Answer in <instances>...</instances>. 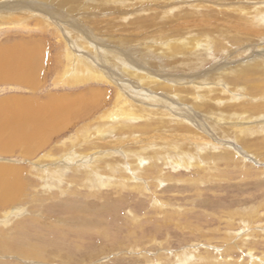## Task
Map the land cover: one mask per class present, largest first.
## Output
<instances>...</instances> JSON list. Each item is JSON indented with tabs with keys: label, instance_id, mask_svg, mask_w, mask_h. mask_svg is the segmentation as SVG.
<instances>
[{
	"label": "rangeland",
	"instance_id": "1",
	"mask_svg": "<svg viewBox=\"0 0 264 264\" xmlns=\"http://www.w3.org/2000/svg\"><path fill=\"white\" fill-rule=\"evenodd\" d=\"M23 1H31L29 6L32 5V3L36 2V0H18V6L23 4ZM66 1L67 0H60L58 4H54L55 7L51 6V13H54L58 9V13L59 11H64L67 14H71V16L64 15V18H66L67 23H71L75 20V17V21L77 24L76 28L78 27V23H80V21L83 22V20L86 22L85 28H87V24L89 23V21L94 18H100L101 20L112 19L113 22H111L110 26H113L115 22L119 23L118 18H115L116 11L119 9L116 8L117 5L124 9H132L134 6L135 9H138V11L128 15L124 19L125 24L132 21L133 24L139 22L134 21L135 16H139V18L141 17L147 23L154 19L151 24H158V27L163 25L166 27L168 25L170 27L172 25L174 29H179V33L177 31L176 33L180 34L181 39L184 42V36H201L200 30H197L198 26L196 23H202V18L206 19L205 17H209L213 12V10H211L212 8L218 10V2L224 5L227 9H237V11L235 12L231 10L228 12H232L231 17L227 18L224 15H220V18H223L221 19L222 21L217 23V25H214L216 26V31H214V29H211L212 31H214V39L209 38L208 40L210 44L206 45V49L200 52V54L202 55H200L199 57L203 58L204 60L203 61L200 59L201 62H197L195 60V58L198 57H192L190 61H188L187 58L186 62H180L178 60V56L175 57V55L170 56L171 58L163 56H157L156 58L153 55L152 57L147 55L145 56L143 53L132 51L134 49L133 45H122V43H119L134 57V61H138L146 66L148 64H145V61L143 60H150L155 63V67L154 65H151L152 68L163 73H168V77L170 78H179L182 80V82L186 80H193L197 75L196 77H198L199 80H202L201 78L208 77V80L206 79L205 81H197V84L201 85V87L203 88L206 87L211 89H218L224 86L223 88L226 87V89H229L230 85L228 87L227 83L222 84L223 80L222 82L221 80H210V77H212V73L214 74L220 68L224 69V67H232L241 64L246 65L248 63H252V60L254 59L264 60V35L262 31H260V33L258 32L257 34L258 29H255L256 33H254V35L256 36L253 37V34L247 35L246 40H243L244 42L241 41L235 44L231 41L232 38L237 34V32H240V29L236 30L235 27V22L238 20V17H241V19L246 17V14L243 12L244 8L241 7L243 10L239 11V6H246L247 9V6L258 5L260 0H129L125 2V4L122 2H116L115 4L110 0H103L104 2H102L101 0H68L69 3H67ZM156 1L158 4L155 3ZM197 1L198 3L200 1H204V4L202 3V5L200 4L198 7H195L194 4ZM43 2L44 1L40 0L38 4L35 3L37 6L36 9L25 8L27 11H33V13L32 15L31 13H27V18L21 20V22L17 24L4 23L0 25V45L7 43L12 44L14 41L19 40L20 38H23V40H25L26 42L36 39L44 44V50H46L48 64L39 72V75H41V79L40 81H38V85L40 86V88H38L36 91L35 89H32L20 82H7V80L5 79L0 80V99L11 97L13 95L44 98L47 94H63L68 97L71 96L73 99H75V97L78 98L77 96L80 95L81 99L85 94H88L90 96L95 89H99L102 94L101 96L95 98L94 103H89L86 106L80 105L81 108L80 106H76L74 112L72 113V115L74 114L75 116L73 115L70 121H68V127L66 129L64 128L62 131H55L54 133L51 131L49 134L52 137V143H50L48 149H40L38 151L41 152L40 154L34 155L32 157L25 155L20 148H15L14 150L10 151L0 149V159L3 158L0 161H6L7 163H9V161L7 160L12 159L11 163L9 164L25 168L28 174L27 176L32 177L31 181L34 183L33 186L30 183L31 185H29L27 191L24 194L27 200L24 201V199H22L21 201H17L13 204L9 203L7 204V206L4 205L6 206L5 208L4 206H0V264H261V261L264 260V136H262L264 132V95L260 96V87L263 85L260 83V85L255 86L256 88H252V90L256 91V93L247 95L243 91V84L240 83L238 79L236 81H232L233 84L236 85V87L233 88L234 90H236L235 93H231L230 91L226 90L225 92L218 94L216 90H211L210 94L211 97L220 95L222 99L217 104L221 107L233 104H235L237 107H241L243 104L258 103L259 105V103L261 102V105H259L260 116H254L246 124L251 126L253 125V129L248 130V132L250 131V134H248L249 136L247 138L249 145L244 144L241 140L239 143L238 141H236L237 138L233 135L229 137H219V135L216 134V137L220 138V141L224 142L223 145L227 143L228 145H230V143H233L238 146L239 149L235 150L237 151L236 154H238L237 159H228L224 157L209 159L203 155H199L198 159H196L198 162V166L195 165L188 168L184 167L185 165L171 166L170 164H168L162 166L161 163H163V161L160 160V164L158 165L163 167V172L168 178L167 181L162 183H160V181L158 180L153 179L157 174V170L155 168H149L151 163L148 161L146 164H143L145 165L143 175H141L139 179H131V182L133 181V183L135 184L147 182L145 189L146 191L144 192L146 195H141L137 191L136 193L132 188V190L130 191L126 188L124 189V192L122 191L121 193L115 192L116 190H113L112 192V189L105 188V203H99L100 200H95L94 197L86 198L87 195H89L87 193L90 192L91 188L81 187L79 188V193L75 195L76 197L74 198L77 199L79 197L78 199H81L79 201H83V199H86L87 201H89V204L95 203L96 201L98 204L104 203V206L109 211V213L107 210V213H102V221H104L106 226L109 228L108 232L111 233L110 236L113 235V239L111 237L110 240L107 237L105 242V240L99 239L100 236L98 235H88V237L85 238L87 245L85 244V247H81L80 252H78L79 250H74L77 247L75 246L76 243H73L74 240H72L73 242H70L71 238L62 239L64 241L62 250L64 251L60 249V252H58L57 250L55 252H52L53 249L48 248L49 250H47L45 253L43 251V256H45V258L36 257L37 259L30 257L26 258V256H23L19 252L8 248L10 244L19 239L18 233L15 229L19 228L20 226L18 225V223L24 221L26 218H28L26 219V221H29L30 218L36 216L38 220L40 219L39 221H37L39 223H48L49 226H54L55 224L51 223H54V221H56L57 225H60V219L63 220L62 218L66 217V214H52L49 209L52 208V204H59L60 200H66V198L70 199L69 196H71L72 194H63V192L61 193L60 190L69 186L72 189L74 188L71 187L70 182H68V179H71L72 177L76 178V176L74 175H77L71 168L75 167V165H83V163L88 158L85 155L86 153H90L89 155L93 154L92 156L94 158L95 155L99 154V152H101L103 149H106V147L110 148L109 151H113L114 153V148L120 149V146L124 145V149L126 147L125 145L129 142L132 143L136 140H141L139 138L135 140V134L115 131L114 133H110L109 136H107L105 133L104 138L110 139V144H115L116 147L111 145L108 146V142L107 146H104L103 140H97L93 134L94 142L86 139L87 147L79 146L77 149H75L76 157H74L73 162H64V166L68 169L65 172L66 176L64 175L63 181H61L60 183L61 189L55 185H53L52 188L50 187V184L46 185L47 188L50 189L43 188L44 186H41L45 185V182L41 178V175L38 174V171H43L44 169H46V166H52L51 164H49V161L43 162V160H41V158L46 154L45 152L49 151V153L53 155H62L65 148L68 147L69 150L67 152L70 151V147L72 146L74 140L75 142L80 143L82 140V142L84 143V136L87 129L90 127L87 126L88 123H92L95 126L99 127L101 125L100 121L102 122V120H99V115H101L102 112L110 111L115 106L117 100V92L118 90H120V88H118L117 86L118 82L120 81L116 82V80L120 79L118 75L121 72L118 71L117 67L112 66V60L110 59V57L112 56L111 54L114 53L110 51V54L109 51L106 52V50H102L101 52L99 51L100 56L92 58L94 62L97 60L95 63L98 64L97 66L94 65V67L98 69L100 68L102 73H105L107 69L111 68V70L114 71L113 73H115V75L110 76L111 79H113L112 81H108V79L106 78L103 80L94 78L93 80L79 79L77 81L73 80L72 82H67L66 79H64V76H62L63 72L61 73V71H64V69L66 68V64H68V47L71 48L72 46V49L75 51H79L80 47L78 48L76 46L73 37H70V35L68 34L65 35L64 32H62H67L69 28L65 22L56 19L57 22L55 23L51 19V13L48 14L42 10L41 4H43ZM131 2L135 4H131ZM206 2H208L209 4H206ZM229 3H231L232 6H228ZM237 3H240L241 5ZM262 5H264V3ZM103 6L106 7L105 9H107V12L100 13L98 15L99 18H97L96 12H98L99 8ZM147 8H149V10ZM158 10L159 12H157ZM182 10H184V12L189 10L191 16L195 17L194 19L198 22L188 21L187 24L177 23L183 22V20L175 21V19H177L175 17L176 14H178V12H181ZM252 10H254V8H252ZM192 11L194 13H192ZM125 13H127V11ZM138 13H140L141 15H138ZM174 14L175 16H173ZM248 17L254 19V15H249ZM166 19L168 22L166 21ZM170 20L173 21V23ZM254 20V26H256L257 28L259 26L260 28H264V16L262 18ZM175 22L177 23V25ZM151 24L148 25L152 26L151 28L146 25L147 27L140 29L132 24H129V28L124 29L126 28L124 27L125 25L120 24L119 27L115 26V29L111 27V30L109 28H106V31L101 30L102 32L99 33L101 36H98L93 32H89L88 40L90 42L86 40V37H83V40H85L83 42L92 44L93 49L97 50V47H99V45L102 43L107 45L112 41L118 42L122 38H126V40L127 38H131L133 40H139L142 38L144 39V37H147L146 35L149 36L151 35L150 33L154 32L153 29H155V26ZM65 25L66 30L64 29ZM203 27L205 29H209L204 25ZM118 29H120V31H118ZM114 31L115 34L112 35L111 32ZM156 35H158V33H156ZM166 36L169 37V35ZM101 37L103 38L102 41H100ZM106 38L107 40H105ZM171 39L173 40L174 38H170L168 42H171ZM147 40L149 39H146V41ZM215 40H220L222 43H225V47H217L218 45L217 43H215ZM202 44L204 43H200L199 45H201L202 47ZM102 47L105 48L104 46ZM196 47L197 46H195V48ZM229 49L231 50L230 53L228 52ZM235 49L236 51H234ZM113 50H117L115 52L116 55H121L120 53H123L119 51L120 49H117V44H115ZM99 59H103L104 61H99ZM106 59L110 60L107 61ZM191 60H194L193 63H191ZM216 65H218L217 68H215ZM106 67L108 68L106 69ZM106 75H109L108 71H106ZM226 81L229 82V80ZM126 82L127 81H124V83ZM253 84L251 83L252 86ZM20 88L23 90H20ZM139 89L140 88H137L136 90L139 91ZM258 91L259 93L257 94ZM232 94L234 96H232ZM129 95L135 101H137L138 99L140 100V102L142 101V103L152 102L148 101V99L145 98L144 95L134 91H131ZM156 96H158V98H153V104L155 106L167 102L165 101L167 100L165 96ZM161 97L164 98V100L161 99ZM233 97H235V99ZM90 104L93 106V108L90 107ZM181 104L187 105L184 103ZM188 107L190 108L182 110L190 112L195 116L194 119L198 121L201 126H206V129H203L204 132L211 133L212 131L210 130V124H207V122L202 119L204 118L203 113L195 110L198 114H193L195 113L193 107ZM155 108L157 109L158 107ZM234 114H236L235 111ZM199 117L202 118L199 119ZM241 122L245 123L243 119L241 120ZM138 123L143 124L145 122L139 120L132 124L139 125ZM172 125L174 126L175 123L172 122L171 126ZM94 129L96 128H91L92 131ZM255 129L257 130V132L253 131ZM260 130L261 132H263L260 133ZM200 131L202 132L201 129ZM122 134L124 137L129 135L132 137L127 138L128 140L125 139L123 143V141L118 140V137L122 136ZM139 134L140 133H138V135ZM144 135L146 136V134ZM115 139L119 144H117V141ZM113 140H115L116 143H114ZM143 140L146 141V138H144ZM97 142L102 144L103 147L99 146ZM251 142H256V144ZM94 143H97V145ZM86 148H91V150L87 151ZM222 148L234 150L229 146L216 147V150H214L215 154L223 150ZM123 149L117 150V152L122 155L121 150ZM103 157L104 159H107L108 163L111 165V167L109 168V170L111 171L110 174H112L113 176H118L120 173H127L126 178H131L130 175L133 174H131L130 171H121L119 168H116L115 170L113 160H111L112 158H110L113 156L105 154L104 156H102V158ZM39 158L41 160L40 164L38 161ZM122 158L124 159V157ZM200 158L203 161H201ZM98 165L103 168V163L101 161L98 162ZM127 167L131 168V165H127ZM146 167L147 169H145ZM202 167L205 169H203ZM77 176H79V174ZM190 179H195L196 184H191ZM111 181H116V183H118L119 180L116 179ZM99 188L104 187H97V189ZM36 192H39V197L41 196L39 198L41 199V204H37L38 201L34 200V195L36 194ZM50 192L52 193V196L49 195ZM161 203H167V205H163ZM17 208H20L18 209V212H16ZM8 211L10 212L8 213ZM14 212L15 214H13ZM134 214L137 216L134 217ZM58 228L60 229V226H58ZM127 228L135 229V232H133L134 230H128ZM120 230L131 231L129 233L130 236L126 237V233H123ZM50 235H53V238H55V236H59V234L57 233H52ZM119 236L123 238H117ZM117 239L119 240L117 241ZM121 244L124 246H122ZM65 245L67 246L65 247ZM67 247L69 250H71L70 252L67 251ZM70 247H72V249H70ZM91 248L97 251H94ZM73 250L74 252H77V254L74 253ZM184 250L188 252L192 250L191 253L188 254L190 261L187 263L179 261L178 259L179 254L184 257V254H182ZM81 251H83V253ZM56 253H60V257L51 259L50 256ZM89 254L95 256L91 260L83 261L85 256H88ZM65 256H70L72 258V261L64 260L63 258ZM78 257L82 259V261Z\"/></svg>",
	"mask_w": 264,
	"mask_h": 264
},
{
	"label": "bare ground",
	"instance_id": "2",
	"mask_svg": "<svg viewBox=\"0 0 264 264\" xmlns=\"http://www.w3.org/2000/svg\"><path fill=\"white\" fill-rule=\"evenodd\" d=\"M17 1L18 0H0V25L4 23L17 24L21 22V20L26 19L27 13H31L32 15L33 11H27L25 8L36 9L37 7L36 4H38L40 0H36L35 2L36 4L32 3V5L30 6L29 4L31 3V1H23V4H21L20 6H18ZM42 1L50 2V3L43 2V4H41L42 10L50 14L51 6H54V4L56 3L58 4L60 0H42ZM101 1L104 2L103 0ZM110 1L115 4L116 2L117 3L122 2L125 4V2L129 0H110ZM157 1L155 3H157ZM224 1H228V0H224ZM66 2L69 3L68 0ZM202 3L204 4V1H200L199 3L197 1L194 4V6L198 7L200 4L202 5ZM263 3L264 1L260 0L258 5L247 6V9H246V6L244 7L239 6L240 7L239 11L243 10L242 8H244L243 12L246 14V17L242 19L241 17H238V20L235 22L236 30L240 29V32L238 31L237 34L232 38L231 41L233 43L236 44L238 42L246 40L247 35L253 34V37L256 36L254 35V33H256L255 29H258L257 34L258 32L260 33V31H262L264 35L263 27L260 28V26L258 25L259 27L257 28L256 26H254V23H255L254 19H259L264 16V5H262ZM131 4H135V3L131 2ZM206 4H209V3L206 2ZM237 4L241 5L240 3H237ZM218 5H219L218 10L212 8L211 10H213V12L210 14L209 17H205L206 19L202 18L203 22L199 21L202 23H196L198 26L197 30H200L201 36L200 37L184 36L185 42L181 39L180 34L176 33V31L179 33L178 31L179 29H174L172 25L170 27L168 25L167 27L164 25L158 27L157 26L158 24L157 25L151 24L154 19L153 20L151 19L152 21L147 23L141 17L139 18V16L134 15L135 16L134 21L135 22L139 21V22H137L136 24H133V21H132L130 23L125 24L124 19L128 15L134 12H137L138 9H135L134 6L132 9L131 8L124 9V8H121L119 5H117L116 8H119V9L116 11L115 18H118V22L121 25H125L124 27L126 28L124 29L129 28V24L135 25L139 29L147 27L148 25L151 24L155 26V29H153L154 32L150 33L151 35L149 36L146 35L147 37H144V39L142 38L143 40L142 39L133 40L131 38H127L126 40V38H122L118 42L112 41L110 42V44H107V45L104 43L100 45L97 44L99 45V47H97V50L93 49L92 44L84 43L83 41L85 40H83V37L84 38L86 37L87 38L86 40H88L89 32H93L96 35L101 36L99 33H101L103 30L106 31V28L110 29L112 27L113 29H115V26H118V27L120 26V24L117 22H115L113 26H110L111 22H113L112 19L101 20L98 17L100 13L107 12L106 11L107 9H105L106 7L103 6L99 8L98 12H96L97 18L99 19H96V18L91 19L89 23L87 24L88 26L87 28H85L86 22L84 20L83 22L80 21V23H78V27L76 28L77 24L75 21L76 20L75 17H74L75 20L73 19L74 20L73 22L67 23V20L66 18H64L65 17L64 15L71 16V14L69 13L67 14L64 11H59L58 13V9H57V11L50 14L52 16L51 19L55 23L57 22V20L63 21L66 23V25L69 28L67 32L65 31H62V32H64L65 35L68 34L70 35V37H73L76 46L78 48L79 47L81 48V49L79 48V51L78 50L75 51L72 49V46L71 48L68 47L69 48L67 50L68 64H66V68L64 69V71L63 70L61 71V73L63 72L62 76H64V79H66L67 82H72L73 80L77 81L79 79H86V80L92 79L93 80L94 78H98L100 80H103L106 78L108 79V81L109 80L112 81L113 79H111L110 76L115 75V73H113L114 71L111 70V68L107 69L108 67H106L107 69L106 71H108V74H109L107 76L106 71L105 73L104 72L102 73L100 68L98 69L94 67V65L97 66L98 64L95 63L97 60L94 62L92 58L100 56L99 51L101 52L102 50L104 51L106 50V52L109 51L110 54L111 52L114 53V54H111L112 56L110 57V59L112 60L111 61L112 66L117 67L118 71H121V72L118 75L120 79H117L115 77L117 79L116 82L120 81L118 82V85H117L118 88H120V90H118L117 92V100H116L115 106L110 111L102 112L101 115H99V120H102V122L100 121L101 125L99 127L95 126L92 123L90 124L88 123L87 126H90V127L87 129L86 134L84 136V139H85L84 143L82 142V140H81V143L75 142L74 140L72 146L70 147V151L67 152L69 150V148L67 147L65 148L64 153L62 155H53L49 153V151L45 152L46 154L44 155V157L41 158V160H43V162L49 161L50 162L49 164H51L52 166L50 167L46 166V169H44L43 171H40V170L38 171V174L41 175V178L45 182V185H41V186L42 187L44 186L43 188H47L46 185L50 184V187L52 188H53V185L58 186V188H60L61 187L60 183L61 181H63L65 172L68 169L67 167L64 166L65 163L73 162L74 157H76L75 149H77L79 146L87 147L88 139L91 140V142H94L93 134L97 140H101V141L103 140L104 146H107V142H108V146L110 145L115 146V144L114 145L110 144V139L104 138L105 133L107 136H109L110 133H114L115 131H118V132L122 131V133L135 134L134 135L135 140L138 138L141 140L140 141L136 140L135 142H132V143L129 142L128 144L125 145L126 149L125 148L123 149L124 145L120 146V149H123L121 150L122 155H120L117 152V150H120V149L114 148L113 149L114 153H113V151L110 152L109 151L110 148H107V147L106 149H103L101 152H99V154L95 155L94 158L92 156L93 154L89 155L90 153H86V154L84 153L86 157L88 158L83 163V165H79V166L75 165V167L71 168L77 175L79 174V176L74 175L76 176V178L72 177L71 179H68L69 180L68 182H70L71 187H74V188L72 189L70 188V186L64 189L60 188L61 193L63 192V194L65 193L72 194L71 196H69L70 199L66 198V200H60L61 203L59 202V204L57 205L52 204L51 205L52 208L49 209V211L52 212V214L53 213L66 214V217L62 218L63 220L60 219L59 221L60 225H57L56 221H54V223H51V224H55L54 226L53 225L49 226L48 223H45V224L39 223L37 221H39L40 219L38 220L36 216L30 218L29 221H26V219L28 218L25 217L26 219L24 221H21L18 223L20 227L15 229L16 232L18 233L19 239L14 241L12 244H10V246L8 247L9 249L11 248L16 252H19L23 256H26V258L27 257L45 258V256L43 255L47 250H49L48 248H52L54 250V251L52 250V252H55L56 250L60 252V249L61 250L63 249L64 241L62 239L71 238L70 242H73L72 240H74L73 243L74 244L76 243L75 246L77 247L73 249L76 251L79 250L78 252H80L81 247H85L87 245L85 238H87L88 235H98L100 236L99 239H103L105 240V242H106L107 237L111 240V237L113 235L110 236L111 233L108 232L109 228L106 226L105 222L102 221V213L105 214L107 210L104 206L105 195H106L105 188L112 189L111 190L112 192L113 190H116L115 192H120V193L122 191L124 192V189L126 188L129 191L134 189V192L137 191L141 195H146L144 192L146 191L145 189H146L147 182L135 184L133 183V181L131 182V179H134V180L139 179L141 175H143L144 166H145L143 164H146L148 161L151 163L149 168H155L157 170V174L155 175L153 179L158 180L160 181V183H162L168 180V178L165 176L163 169H162L163 168L162 166L164 165H168V164H170L171 166L185 165L184 167H187V168L191 166H195V165L198 166V162L196 159H198L199 155H203L209 159L210 158L215 159V158H220V157H224L228 159L238 158V154H236L237 151H235L236 149L237 150L239 149L238 146H236L233 143H230V145H228V143L223 145L224 142L220 141V138L216 137V134H218L219 137H229L233 135L234 137L237 138V140L236 138L235 140L238 141L239 143L241 140L244 144L249 145L247 138L249 136L248 134H250V131L248 132V130L253 129L252 128L253 125L251 126V125H246V124L254 116L255 117L260 116L259 114L260 106L259 105H261L260 104L261 102L259 103V105L258 103L243 104L241 107H237L235 104H233V105H227L225 107H221L217 103H219V101L222 98L220 97V95L211 97L210 96L211 90H216L218 94L219 93L221 94L222 92H225L226 90L230 91L231 93H235L236 90H234L233 88H235L236 85H234L232 81H236L238 79V81L243 84V91L247 95L255 94L256 91H253L252 88H256L255 86L260 85V83L263 85L260 87V96L264 95V60L263 59L262 60L254 59L252 60V63H248L246 65L241 64V65L232 66V67H224V69L220 68L214 74L212 73V77H210V80L211 79L215 81L221 80V82L223 80L222 84L227 83L228 87L229 85L230 87L229 89H226V87L223 88L224 86L218 89H213V88L211 89V88H206V87L203 88L201 87V85L197 84V81H205L208 77L207 78L204 77V78H201L202 80H199L198 77H196L197 76L196 75L193 80H186L184 82H182V80L179 78H178L179 80L170 78L168 77L169 76L168 73L166 72L163 73V72L157 71L154 68H152L151 65H154L155 67V63L150 60H143L145 61V64H148L150 67L148 65L144 66L138 61H134L133 60L134 57L128 52V50H125L121 46V44H119V43H122V45L124 44L133 45L134 49L132 51L143 53L145 56L147 55V56L152 57L153 55L154 57L157 58V56L170 57L172 55H175V57L178 56V60L180 62H186L187 58H188V61H190L192 57L194 58L198 57V58H195V60L197 62L198 61L201 62L203 58L199 57L200 55H202L200 54V52L204 51L206 49L205 46L210 44L208 40L209 38L214 39L213 32L216 31L215 30L216 26L214 25H217V23L222 21L221 19L223 18V17L220 18V15H224L228 18L232 16V12L228 13L230 10L233 12L237 11V9L235 8L227 9L220 2H218ZM230 5L232 6L231 3L228 4V6ZM166 8H169V7H166ZM252 8H254V10H252ZM147 9L149 10V8ZM122 10H125V11H122ZM126 11L127 13H125ZM182 11H181L182 13L178 12L176 16L175 14L173 15L177 18L175 19V21L183 20V22H177V23L187 24L188 21L198 22L194 19L195 17L191 16V13L189 12V10H187L186 12H184V10ZM157 12H159V10ZM192 13L194 12L192 11ZM139 14L140 13H138V15ZM249 15H254V19L248 17ZM154 22H157V21H154ZM171 22L173 23V21ZM202 24L206 26L207 28H209L210 30L214 29V31L205 29ZM66 25L64 27L65 30H66ZM70 27L73 29H71ZM148 27L151 28L152 26H148ZM118 31H120V29H118ZM111 33L112 35H114L115 31ZM156 33H158V35H156ZM164 33L166 35H169L170 38H174V39L173 40L171 39L172 41L168 42L170 38L167 37ZM146 39H149V40L146 41ZM102 40L103 38L101 37L100 41ZM105 40H107V38ZM42 41H43V38H42ZM88 42L90 41L88 40ZM200 43H204L202 44L203 45L202 47L201 45H199ZM215 43H217L218 45L217 47H221V48L223 46L225 47V43H222L220 40H215ZM7 44L0 45V80L5 79L7 80V82L9 81L20 82L37 91V89L40 88V86L38 85V81H40L41 79V75H39V72L44 67H46L48 64V58H47L46 50H44V44L41 43V41L39 42L36 39L29 40L28 42H26L25 40H23V38H20L19 40L14 41L12 44H8V45ZM115 44H117V49L118 50L120 49L119 51L123 52V53H120L121 55L115 54V52L117 51V50H113L115 47ZM102 46H104L105 48H103ZM195 46L197 47L195 48ZM230 51L231 50L229 49L228 52L230 53ZM234 51H236V49ZM104 59H105V55H104ZM100 60L104 61L103 59H99V61ZM193 61L194 60H191V63H193ZM217 67L218 65L215 66V68ZM226 80H229V82H227ZM124 81H127L128 83L127 82L124 83ZM251 83L252 84L254 83L253 86L251 85ZM135 88L136 89L140 88V89L139 91H137ZM20 90H23V89L20 88ZM131 91L144 95L145 98L148 99V101H152V102L142 103V101L140 102V100L138 99L137 101L133 100L132 97L129 95ZM92 93L90 96L88 94L83 95L81 99H80L81 97L80 95L77 96L78 98L75 97V99H73L71 96L68 97L63 94L61 95L60 94H47L44 98L34 97V96H22V95L11 96L10 95L11 97L0 99V149L10 151V150H14L15 148H20L25 155L32 156V157L34 155L40 154L41 152H38L40 149L42 148L48 149V147L50 146V143H52V137L49 134L51 131L54 133L55 131L57 132L62 131L64 128L66 129L68 127L69 125L68 121H70V119L74 115V114L72 115V113L74 112L76 106L77 107L80 105L86 106L89 103H94L95 98L101 96L102 94L99 89L93 90ZM258 93L259 91L257 92V94ZM156 95L165 96L167 98V100L165 101L167 102H164L163 104L155 106L153 104L154 102L153 98H158V96ZM232 96L234 95L232 94ZM233 98L235 99V97ZM161 99L164 100V98L162 97ZM181 103H184L187 105H183ZM188 106L193 107L194 112H195L193 114H198L196 113L195 110L200 111V113H203L204 118L199 117V119L202 118L204 119V121L207 122V124L208 123L210 124L211 126L210 130L212 131L211 133L204 132L203 129H206V126L205 127L203 125L201 126L198 123V121L194 119L195 118L194 115H192L190 112L182 110V109L186 110V108H190ZM90 107L93 108L91 104H90ZM155 107H158V108L156 109ZM234 111L236 114H234ZM67 112H70V113H67ZM242 119L244 120L245 123L241 122ZM139 120H142L145 123L139 124L140 123L139 122L138 123L139 125L132 124ZM172 122L175 123L174 126L173 125L171 126ZM92 127H95L96 129L92 131L91 130ZM200 129L202 130V132L200 131ZM253 131L257 132L256 129ZM262 132L260 130V133ZM138 133L140 134L138 135ZM144 134H146V136ZM262 136H264V132ZM129 137H132V136L129 135V136L124 137L122 134V136L118 137L119 138L118 140L123 141L124 143V140ZM144 138H146V141L143 140ZM115 140H113L114 143H116L117 141ZM97 143H94V144L97 145ZM251 143L256 144V142H251ZM98 144L99 146L103 147L102 144L100 143ZM117 144H119L118 141H117ZM131 145H134V146H131ZM221 146L223 147L229 146L233 148L234 150H228V149H225L226 148L225 147V148H222L223 150L215 154L214 150H216V147H221ZM86 150L90 151L91 148H86ZM105 154L113 156L110 158H112L111 160H113L115 170L116 168H119L121 171H126V172L128 170V172L130 171L131 174H133V175H130L131 178H126L127 173H120L118 176H113L112 174H110L111 171L109 170V168L111 167V165L108 163L107 159H104V157L102 158V156H104ZM118 156H121V157H118ZM122 157H124V159ZM41 160L40 158L38 159L39 164L41 163ZM160 160L163 161V163H161L162 166L158 165L160 164ZM7 161L11 163L12 159L7 160ZM99 161L103 163V168L98 165ZM201 161L203 160L201 159ZM9 163H7L6 161H0V206H4V205L7 206V204L9 203L13 204V203H16L17 201H21L22 199H24V201L27 200L24 194L27 191V188L29 187V185L31 184L32 186L34 185V183L31 181L32 177L27 176L28 174L25 168L21 166L9 164ZM127 165L128 166L131 165V168H128ZM145 169H147V167ZM116 179L119 180L118 183H116V181L115 182L111 181V180H116ZM195 181H196L195 179H190L191 184L195 185L196 184ZM81 187L91 188L90 192L87 193L89 195H87L86 198L94 197L95 200H98V201L100 200L99 203H102V202L104 203L98 204L96 201L95 203L89 204L88 203L89 201H87L86 199L85 200L83 199V201H79L81 200V199H78L79 197L77 198L78 200L75 199L74 197H76L75 195L79 193V188ZM97 187H104V188L97 189ZM47 189H50V188H47ZM39 195H40L39 192H36V194L34 195L35 196L34 200L38 201L37 204H41L40 202L41 199H39L41 196L39 197ZM49 195L52 196V193L50 192ZM71 198H74V199H71ZM161 204L167 205V203H161ZM6 206H4V208ZM18 209L20 208H17L16 212H18ZM9 212L10 211H8V213ZM13 214H15V212ZM136 216L137 215L134 214V217ZM58 226H60V229L58 228ZM128 230H134L133 232H135V229H132V228ZM128 230L127 231L120 230V231L123 233H126L125 236L127 237V236H130L129 233L131 232ZM52 233H57L59 234V236L58 237L55 236V238H53V235H50ZM117 238H123V237L119 236ZM118 240L119 239H117V241ZM66 246L67 245H65V247ZM70 249H72V247H70ZM91 249L94 250L93 248ZM67 251L70 252L71 250L68 249ZM94 251H97V250H94ZM191 251L192 250L188 252L184 250V252L182 253L184 254V257L181 256V254H179L178 255L179 261L186 262V263L189 262L190 258L188 257V254H190ZM81 252L83 253V251ZM74 253L77 254V252H74ZM94 256L95 255L89 254L88 256H85L83 261L91 260ZM50 257L51 259L60 257V253L53 254ZM66 257L67 256H65L63 259L66 261H72V258L70 256H68L67 258ZM80 260L82 261V259ZM261 262L264 263V260H262Z\"/></svg>",
	"mask_w": 264,
	"mask_h": 264
}]
</instances>
